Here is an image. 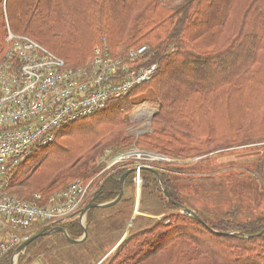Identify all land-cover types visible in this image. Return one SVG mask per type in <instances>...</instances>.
I'll list each match as a JSON object with an SVG mask.
<instances>
[{
	"label": "rangeland",
	"instance_id": "1",
	"mask_svg": "<svg viewBox=\"0 0 264 264\" xmlns=\"http://www.w3.org/2000/svg\"><path fill=\"white\" fill-rule=\"evenodd\" d=\"M171 1L174 0H163L161 7L164 6L163 3H171ZM217 1L210 8L208 2H205L204 12L201 13V17L207 15L208 10V15L212 14L219 5L220 0ZM3 3L2 10L6 17L3 36H7L8 32L12 31L16 35L26 36L34 40L37 38L35 42L38 40L39 44L41 42V45L48 49L49 47L42 41L44 36L41 35L40 37L42 38H39L33 34H25L22 31L17 33L11 27L7 14L6 0H3ZM82 11L84 15L85 9H82ZM169 14L167 11L161 12L163 16H168ZM100 18L103 20L101 21L103 25L95 23L90 26L89 23H80L78 33L77 30H67L65 34L75 38L66 42L63 53H58L51 48L48 50L63 60H67L70 65L79 67L84 65L93 55L96 47L106 43L111 48L112 55L126 60V63L130 66L131 62L127 60L130 58V53L138 51L142 46H147L148 53L133 60L131 68L135 70V67L149 63L146 62L151 58V55L153 56L151 49L157 48L156 45L159 41L154 38L140 40L138 45L139 43L141 45H137V47H127L122 45V43L117 45L116 43L119 41L117 36L122 32L123 23H118V18L109 21L106 20L105 16L104 19L103 17ZM193 30L194 32H191ZM193 30L190 33H194V35L190 37L189 35H184L185 37L180 38L182 35L179 36L178 32L175 35L174 33L171 34V48L167 51L171 53L170 56L175 54V50L179 49L178 45L195 39V32L198 30ZM40 34L42 33H36V35ZM183 53L186 54L187 52L183 51ZM3 54L1 55L3 56ZM180 56L188 57L186 55ZM153 63L158 64V69L153 78L136 86L130 95L131 97L122 101L114 109V112L110 110L111 112L108 115L105 113L98 117L75 123L77 125L73 128L78 127V131L87 130V134L82 136L81 134H74L68 138L65 136L61 137L59 134L52 146L37 150L31 156L28 164H33L44 158L47 160L33 172L31 178L22 184H17L15 188L11 189L10 193L17 198L31 200L35 193L40 192L43 194L77 179L92 182L90 191H93L101 182V177L104 179L109 174V171L115 167H129L130 170V166L133 168L135 162L139 161L147 168H166L168 178H171V182L181 191L184 201L192 205L196 211L201 212L210 221L217 223L225 222L228 219L236 224H241L246 223V221L256 220L259 215L262 216L264 214V86L260 85L259 81L251 79L249 80L250 86H247L246 92L244 89L243 91L241 90V85L240 91L236 90L240 83L237 82L233 87L226 86V91H223V93L222 90L218 92L216 91L217 89H214L215 91L210 92V94L203 95L187 90L185 95H180L178 94L179 92H173V88L165 85H173L171 84V78L174 77L172 76L173 73L170 76H168V72L161 73L159 72V63L156 61ZM179 65V62L176 61V63L173 62L168 65L167 68L180 67ZM191 72L186 69L183 77L189 76L187 74ZM209 75L206 73L205 80L199 79V82L202 81L199 86L205 85L207 87L216 83L219 75L216 73ZM210 78L214 80H212V83H209L211 81ZM256 84L259 86L254 88ZM252 99L258 105L250 107L247 112L243 107V101H252ZM231 101L234 103L233 106ZM210 102H212V105ZM212 107L213 112L218 109L220 111L205 115L208 109ZM181 108L184 109V112H188L186 117L188 121H190L188 118L190 113L200 114L202 110V114L198 115L196 119L199 123L198 128L194 129L192 127L190 133H192L193 138L219 137L220 143L216 144V148L211 152L208 153L207 151L203 154H197L194 150L184 151L183 147L185 145L181 147L173 145V137L176 136L174 134L179 133L178 129L183 127H176L178 121L173 120L176 118V113H173V111ZM167 111L170 117L173 118L168 122L170 126L168 128L169 132L173 135L162 136L157 130H161L164 125L158 124L159 119L157 117L160 113ZM115 114H125L126 116L129 114L130 116L129 122L124 125L125 129L122 130L123 140L119 142H115V137L118 133L111 130L113 123L105 124L111 120L109 117L113 118ZM95 120H99L100 127H96L93 130L97 129L100 132L91 135L89 130L91 127L89 126L91 124L90 121L95 122ZM95 137L106 139L103 141L104 143L99 149L100 155L97 157V164L101 166V170L91 179H84L83 176L86 175L84 171L70 172L69 162L65 159L67 156L55 158L63 151L62 148H59L62 143L66 147L72 146L74 157L82 156V154L87 155L89 142L94 140ZM180 137L182 138V143H189L188 140L183 139L184 136ZM163 141L165 142L164 145L161 144ZM53 156L55 157L51 158ZM133 176H135V173ZM132 179L131 186H128L123 191L124 201L118 207L123 209L133 204L131 219L127 218L126 214H123L127 219L123 223H120L118 219L117 227L115 225L116 228L111 229L112 223H115L114 219L109 218L111 213L108 211L100 213L98 211V216L95 218L98 223L91 226L90 233L87 231L86 237L82 242L71 243L66 237L63 240L62 236L56 238L53 242H46L48 239H45L29 248L27 247L18 257H15L17 258L15 264H108L119 246L124 242L126 236L138 230L141 226L140 222L144 221L147 224L148 218H151L152 221L150 223H154V221L164 218V214L172 219L179 212L185 213L183 209L170 208L167 201H157L158 193L150 194V191L142 190L144 179L143 181L141 178L135 180V177H132ZM53 180H56L55 183L52 182ZM88 213L86 215V226L88 225ZM191 226L194 225L191 224ZM193 230L195 232H190L186 237L199 241L202 247L209 250V252L216 250L214 240H219V242L223 240V238L220 240L209 235L208 230L203 226L198 225ZM37 233V230H34L32 235ZM82 236H84V233L76 239H80ZM187 243L190 244L167 246L166 249L161 251V254L145 259L140 264H177L175 253L178 247L181 253L194 251L193 242ZM247 245L257 246L258 250L247 255H262V260L264 261V247L261 246H264V242L247 243ZM187 246H191V248ZM258 257L256 258L259 259ZM13 258L14 255L11 256L10 264H12ZM118 261L119 259H116L115 264ZM189 264L217 263L199 253Z\"/></svg>",
	"mask_w": 264,
	"mask_h": 264
},
{
	"label": "trees",
	"instance_id": "2",
	"mask_svg": "<svg viewBox=\"0 0 264 264\" xmlns=\"http://www.w3.org/2000/svg\"><path fill=\"white\" fill-rule=\"evenodd\" d=\"M162 1L163 0H6V6L10 25L17 33L22 31L25 34H33L39 38H42L40 37L42 35L44 36L42 41L46 43L49 48L58 53H63L64 46L67 44L66 42L75 38L66 35L65 32L67 30H77L78 33L80 23H89L90 26H93L95 23L103 25L101 22L103 20H101L100 17L104 19L105 16L107 21L118 18V23H123L124 27L121 30L122 32L117 36L119 41L116 44L122 43V45L127 47H137L140 40L154 38L159 41L156 45L157 48L151 49L152 52H150L153 56L151 55L147 63L156 61L159 63V72H168V76L173 73L172 76L174 77L171 78V84L173 85H165L173 88V92L177 91L180 95H185L187 90L203 95L210 94V92L215 91L214 89H217L216 91L218 92L222 90L223 93V91H226V86L233 87L237 82L240 83L238 85L239 87L236 86V90L240 91L242 87L241 90L243 91L244 89L246 92L247 86H250L249 80L251 79L259 81V84L264 86V0H220L218 7L215 8L212 14L208 15V10L207 15L202 17L201 13L204 12L205 2H208L210 8L215 1L218 2L217 0H174L171 1V3H163L164 6L161 7ZM2 4H4L3 0H0V59H2L1 54L6 51L8 46L6 36H3L6 17L2 10ZM82 9H85L84 15ZM163 11H167L170 14L168 16H163L161 15ZM167 23L169 24L166 25ZM193 29L198 30L195 32V39L189 42L185 41L178 45L177 47L179 49L175 50V54L170 56L171 53L167 51L171 48V34L174 33L175 35V33L178 32L179 36L182 35L180 38L185 37L184 35H189L190 37L194 35V33H190ZM35 32L42 34L36 35ZM191 32H194V30ZM40 44L42 43L40 42ZM139 45L141 44L139 43ZM183 51L187 53L185 54ZM180 55H186L188 57ZM176 61L179 62L180 67L175 66L172 69L167 68L168 65L173 62L176 63ZM65 62L67 66L74 67L70 65L67 60H65ZM186 69L192 72L187 74L189 76L183 77ZM206 73H208V75L214 73L219 75L216 83L207 87L205 85L199 86L202 84V81L199 82V79L201 78V80H203L206 78ZM210 80L209 83L214 81L212 78H210ZM192 82L194 83L192 84ZM258 86L259 85L256 84L254 88ZM130 95L112 101L104 110L79 121L98 117L105 113L108 115L111 111L114 112V109H116L122 101L128 100L131 97ZM227 103L229 102L227 101ZM210 104L212 105V102H210ZM231 105H234L232 101ZM257 105L258 104H256L253 99L252 101H243V107L247 112L250 107H256ZM219 111L220 109L214 112L216 113ZM174 112L176 113L175 119L170 117L168 111L162 114L160 113L157 117L159 119L158 124L164 126L161 130L156 129L162 136L173 135L169 132L168 128L170 126L168 122L172 119L178 121L176 127H183L178 129L179 133L174 134L176 136L173 137V145L175 144L179 147L185 145L183 147L184 151L194 150L197 154H203L207 151L208 153L211 152L216 148L215 145L220 143L219 137H192V133H190L192 130L190 129H192V127H194V129L198 128L199 123L196 119L198 115L200 116L202 114V110L200 114L190 113L188 117L190 121L186 120L188 112H184V109L181 108L173 111V113ZM214 112L212 107L208 109L205 115ZM115 115L114 117L112 116L113 118L109 117L111 120L105 118L109 120V122L105 124L113 123L111 130L118 133L115 137V142H119L123 140L122 130L125 129L124 125L129 122L130 116L129 114L127 116L125 114ZM99 120H95V122L90 121L91 124L89 126L91 127L89 130L91 131V135L100 132L97 129L93 130L96 127H100ZM79 121L61 129L57 136L60 134L61 137L65 136L68 138L74 134H81V136L87 134V130L78 131V127L73 128L77 125L75 123ZM192 124L193 126H191ZM152 136L154 137V135ZM180 136H184L183 139L188 140L189 143H182V138ZM105 139L106 138L95 137L94 140L89 142L90 145L88 146L89 150L87 155L82 154V156L77 157H74L72 146L66 147L64 143H62V146L59 148H62L63 151H61L57 157L53 156L51 158L67 156L65 159L69 162L68 167L70 172L84 171L86 172V175L83 176L84 179L89 180L101 170V166L97 164V157L100 155L99 149ZM55 141L56 140L43 148L52 146ZM161 144L164 145L165 142L163 141ZM30 158L22 162L15 170L9 192L11 189L15 188L17 184H22L24 181L31 178L33 172L47 160L44 158L33 164H28ZM130 168L132 167L130 166ZM165 169L166 168L160 169L154 167H152V169L143 168L141 170V179L142 181L144 179L145 182L142 184V190H148L150 194L158 193L159 196H157V201H167L170 208L183 209L185 213L179 212L172 219L164 214V218L156 222L154 221V223H150L152 221L151 218H148L147 224L144 221L140 222L141 226L138 230L128 234L127 238L119 246L117 252L108 264H115L116 259H119L117 264H140L145 259L161 254V251L166 249L167 246H176V244L189 245L190 243L187 242H193L194 251L181 253L178 247L175 253L177 264H189L199 253L212 259L217 264H264L262 255H258L259 257L257 255H247L254 251H258L257 246L247 245V243L264 242V214L262 216H257L256 220L246 221V223L241 224H236L228 219L225 222L217 223L210 221L206 219L201 212L196 211L192 205L184 201V197L181 196L180 193L181 191L171 182V178H168L169 176ZM128 170L129 167H115L113 170L109 171V174L106 175L104 179L101 177V182L96 187L90 201L95 203H106L114 200L121 193V178ZM134 173L136 175V172L133 170L126 176L124 180V190H126L128 186H131L132 177H135L133 176ZM55 181L56 180H53L52 182L55 183ZM68 185L69 184H63L52 191L41 194L43 197L47 198L55 191L63 189ZM122 201H124V195H122L121 199L113 206L91 208L87 216V231L90 233L91 226L98 223L95 219L98 216V211L100 213H102V211L111 213L109 218L114 219L115 222L112 223L111 229L118 223V219L120 223H123L128 217L131 219L133 204L132 206H128V208L120 209L118 207ZM185 209H191L193 214L186 212ZM123 214H126L127 218ZM101 224L103 225V223ZM191 224L194 226H191ZM198 225L206 228L208 230L207 232L212 237H217L220 240L223 238L222 242L214 240L216 250L210 251L211 253L206 248H203L199 241H194L190 237H186L190 232L194 233L195 231L193 229L195 227L197 228ZM62 227L67 230L70 237L73 239L78 238L85 230L79 223L78 218L67 221L62 224ZM51 229L50 227H43L42 229H38L37 232L44 233ZM61 236L64 240L65 236L62 232L56 231L46 234L44 237H38L31 242L28 248L45 239H48L46 242H53L56 238ZM196 243L198 246L197 248ZM261 246L264 247L263 245ZM187 247L191 248V246ZM11 256H13V252L3 256L0 259V264H10Z\"/></svg>",
	"mask_w": 264,
	"mask_h": 264
},
{
	"label": "built area",
	"instance_id": "3",
	"mask_svg": "<svg viewBox=\"0 0 264 264\" xmlns=\"http://www.w3.org/2000/svg\"><path fill=\"white\" fill-rule=\"evenodd\" d=\"M6 42L0 59V259L11 252L15 258L34 230H53L74 218L84 227L82 211L95 192L92 182L77 179L47 198L41 193L31 200L17 198L9 192L17 167L51 144L61 129L130 95L158 69L153 62L131 68L148 53L147 46L130 53V66L105 43L84 65L69 67L32 38L9 31ZM145 167L135 162V180Z\"/></svg>",
	"mask_w": 264,
	"mask_h": 264
},
{
	"label": "water",
	"instance_id": "4",
	"mask_svg": "<svg viewBox=\"0 0 264 264\" xmlns=\"http://www.w3.org/2000/svg\"><path fill=\"white\" fill-rule=\"evenodd\" d=\"M145 168H147V167H145ZM149 168V167H148ZM149 169H152V168H149ZM135 171V168H131L130 170H128L127 172H125V174L122 176V178H121V193L114 199V200H112V201H110V202H106V203H102V204H99V203H95V202H90L89 204H87L86 206H85V208L83 209V211H82V213L84 214V215H87V212L91 209V208H93V207H109V206H113V205H115L120 199H121V197H122V195L124 194L123 193V191H124V180H125V178H126V176L131 172V171ZM165 193L167 194V191L165 190ZM186 210V212H188V213H190V214H193V211L191 210V209H185ZM84 228H85V230H84V236H82L80 239H73L72 237H70V235H69V233L67 232V230H65L63 227H56V228H54L53 230H50V231H48V232H39V233H37V234H34V235H32L31 237H30V239H28V240H26V241H24L20 246H19V248L17 249V251H16V257H18L27 247H28V245L31 243V242H33L35 239H37L38 237H41V236H43L44 237V235H46V234H50V233H53V232H56V231H59V232H62L64 235H65V237L67 238V240L69 241V242H71V243H75V244H77V243H80V242H82L84 239H85V237H86V234H87V226L85 225L84 226ZM128 236V235H127ZM127 236H126V238H127ZM125 238V239H126ZM124 239V240H125ZM16 259L17 258H14V260H13V262H12V264H15V261H16Z\"/></svg>",
	"mask_w": 264,
	"mask_h": 264
},
{
	"label": "crops",
	"instance_id": "5",
	"mask_svg": "<svg viewBox=\"0 0 264 264\" xmlns=\"http://www.w3.org/2000/svg\"><path fill=\"white\" fill-rule=\"evenodd\" d=\"M125 238V237H124Z\"/></svg>",
	"mask_w": 264,
	"mask_h": 264
}]
</instances>
